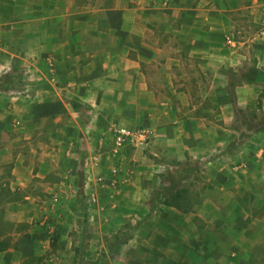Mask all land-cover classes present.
Returning <instances> with one entry per match:
<instances>
[{
    "label": "crops",
    "instance_id": "obj_1",
    "mask_svg": "<svg viewBox=\"0 0 264 264\" xmlns=\"http://www.w3.org/2000/svg\"><path fill=\"white\" fill-rule=\"evenodd\" d=\"M14 67L23 72L11 85L18 95L0 96V174L10 162L12 189L35 182L60 200L73 198L68 189L81 180L95 200L85 223L61 228L49 261L67 263L88 233L87 261L101 262L100 251L112 246L107 264H264V240L246 236L264 233V209L240 208L232 229L220 220L230 211L211 202L217 197L205 198L208 211L186 214L154 195L196 164L212 171L214 186L234 182L231 167L217 161L236 134L241 184H260L253 200L264 199V124L250 123L264 118V0H0V82ZM125 127H148L151 141L111 151L115 129ZM31 197L38 198L24 196ZM65 206L64 222L80 216ZM203 209L218 232L239 237L201 241L184 221ZM145 217L159 222L150 235ZM129 221L139 228L108 246ZM213 246L222 250L198 253Z\"/></svg>",
    "mask_w": 264,
    "mask_h": 264
},
{
    "label": "rangeland",
    "instance_id": "obj_2",
    "mask_svg": "<svg viewBox=\"0 0 264 264\" xmlns=\"http://www.w3.org/2000/svg\"><path fill=\"white\" fill-rule=\"evenodd\" d=\"M22 73L23 72H21V75ZM5 76L6 75H2V79H4ZM2 79L0 82V96H7L11 93H15L18 95L17 89L19 88H11L13 82L9 83L6 82V80L2 81ZM8 90L12 91L8 92ZM252 117V114H250L249 119H251ZM251 121L252 120H250V123L254 125V123ZM235 123L236 122L233 123L232 127L234 129H237L238 131L239 126L242 124V122L239 119L237 121L238 125ZM244 126L245 125L243 124V127ZM239 137L240 135L236 134L232 137L231 140H229V138L227 137V141L231 142L226 145V148L222 153L218 154V156L221 157L218 159L220 161H217V164H227L226 166L231 167V172H233L235 177L237 176V179L234 180V182L225 184L223 182L219 185L214 186V184L210 182L212 179L211 177L209 180V175L212 171L209 172L207 168H202V165L200 164H196L195 167L185 166L183 169H180L183 171H179V174L175 173L168 177V179H170V184H168L167 186H158L155 189V199L157 198L156 200L158 202H160L161 204H165V194H168L172 189L174 190L178 188H185L187 190V206H185L186 209L179 210L187 214L191 210L196 212V209H198V207H204V209L206 208L208 211L214 206L209 202L207 204V200L205 198L207 196H209V198L217 197V199H214V201L212 200L211 202H215L217 208H223L230 211V214H228V216H222L220 217V220L221 223H223L224 227L230 226L232 229H234L232 220H240V214L238 212L240 211V208L242 209L246 207V209L248 208L250 209V211L252 210V214L256 215L258 212L264 209V199L261 198L253 200V198L256 196V186L261 188L260 184L256 185L254 183L252 186L250 184L242 186L241 184V178L239 177H241L240 171L242 168L239 167L237 169L236 167V164L239 165L242 161L240 158V154L237 155V152L240 149V146L237 144V139ZM82 162H84V159ZM10 167V162L1 165L3 171L2 174H0V184L8 182L7 180H10ZM232 167L235 168L233 169ZM8 184L10 185V182H8ZM82 184L83 183L81 182V180H79L71 188H69L70 186H68L70 194H73V198L69 199H52L50 198V193L44 192L42 190L43 186L34 182L28 184L24 188L17 189L20 193L19 200L10 202L0 201V264H15L14 262L17 261V259H15V256L21 255V252H25L27 250L30 254V261L27 264H59L53 262V260L49 261L48 259L54 254L56 248L58 247L61 238V228L64 225H68L69 223H76V225L80 221L85 223L88 205H91L95 202L92 200V197L89 198L87 196ZM247 187H249V189L246 190ZM26 194H30V196L34 197L37 196L38 198L32 199L31 197L30 199H25L24 196ZM45 194L47 195L45 196ZM257 195L259 194L257 193ZM204 201L206 202L205 204L203 203ZM8 203H11L15 206H12L10 204V208L6 209ZM63 205H68L73 213L80 214V216L76 217L73 220L71 219L70 222H64V219H62L61 217V209H65L66 206L62 208ZM72 208H74L75 210H72ZM45 209L46 211H44ZM204 209L201 210V216L186 215L184 221L185 227L187 226L192 228V225H195V227H198L200 229L198 231H200L201 241H207L211 239L212 241H210L212 244H216L215 242L226 243L230 241L229 239L235 241V238L239 237V234H236L233 231L226 232V229L224 227L220 229V232H218L219 229L217 230L216 227H219L220 223L210 222L208 217L204 215V213L206 212H204ZM42 211L44 212L42 213ZM22 212H24V214ZM17 213L19 219H17L16 217ZM254 218L255 217L251 216L248 217L250 223ZM140 222H127L123 226L122 231H120V234H117V236L114 235L106 238L107 245H113L114 243L118 242L120 238L130 237V233L139 228L138 226H140V224H143L142 226L144 233L150 235L148 234L149 232H147V230L152 227V225L154 224L153 222L158 221L152 222L145 217L143 218L142 223ZM169 224L172 225L174 223ZM146 225H148L147 228ZM250 230H248V233H246L247 238L253 236V238L255 239L264 240V233H257L256 231L254 232ZM183 234L184 235L182 236L184 237L189 236V232H185ZM88 238H90V235L87 233L82 237V241L80 244L75 245V242L73 243V255L65 264H107V255L110 254V251L113 247L111 246L109 248V251H100V253L98 254V259H100L101 262H99V260L87 261L84 257V254L86 252V244H88ZM187 239L185 240H191V238ZM226 239L228 240L226 241ZM199 250L200 252L198 253L200 255L202 254L203 256H206L208 255V253L216 254L222 249L217 248L216 246L214 248L213 246L212 249H205L203 247Z\"/></svg>",
    "mask_w": 264,
    "mask_h": 264
},
{
    "label": "built area",
    "instance_id": "obj_3",
    "mask_svg": "<svg viewBox=\"0 0 264 264\" xmlns=\"http://www.w3.org/2000/svg\"><path fill=\"white\" fill-rule=\"evenodd\" d=\"M47 62L50 66H53V59L52 57L47 58ZM152 138V133L148 127H134V128H117L114 131L113 134V143L109 145V148L113 152H119L120 149L126 145L133 146V147H144L147 146L148 143L151 141ZM104 143H101L98 145L99 150L104 148ZM88 161L84 159V165L87 166ZM118 169L114 170V178H113V183L116 186L117 183L119 182L118 179ZM98 180L100 182L104 181L103 176H99ZM93 201L94 198H92Z\"/></svg>",
    "mask_w": 264,
    "mask_h": 264
},
{
    "label": "trees",
    "instance_id": "obj_4",
    "mask_svg": "<svg viewBox=\"0 0 264 264\" xmlns=\"http://www.w3.org/2000/svg\"><path fill=\"white\" fill-rule=\"evenodd\" d=\"M21 74L19 72L18 67H14L12 70V73L7 74L3 80H6V82H13L20 84L21 82ZM253 117H257L256 113H252ZM264 124V118L256 121L254 125L252 124L251 126H256L257 128L259 126H262ZM187 190L185 188H178V189H172L168 195L164 199V203L166 205L174 206L180 209H186L185 206H187L186 202H188L187 196H186ZM19 191L17 189L13 190L8 182L1 183L0 184V201H5V202H10V201H17L20 199L19 197Z\"/></svg>",
    "mask_w": 264,
    "mask_h": 264
}]
</instances>
